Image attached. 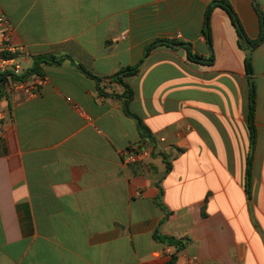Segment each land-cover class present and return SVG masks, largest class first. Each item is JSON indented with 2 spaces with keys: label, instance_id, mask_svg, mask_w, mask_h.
<instances>
[{
  "label": "crops",
  "instance_id": "obj_1",
  "mask_svg": "<svg viewBox=\"0 0 264 264\" xmlns=\"http://www.w3.org/2000/svg\"><path fill=\"white\" fill-rule=\"evenodd\" d=\"M218 0H0L11 43L40 63L32 97L0 99V264H264V39L238 46ZM248 40L260 35L264 0H224ZM256 6V7H255ZM190 44L211 65L188 60ZM249 54L256 139L247 126ZM22 64L24 67H22ZM140 64L123 81L112 77ZM131 145L148 152L123 164ZM181 242L182 248L155 239Z\"/></svg>",
  "mask_w": 264,
  "mask_h": 264
},
{
  "label": "trees",
  "instance_id": "obj_2",
  "mask_svg": "<svg viewBox=\"0 0 264 264\" xmlns=\"http://www.w3.org/2000/svg\"><path fill=\"white\" fill-rule=\"evenodd\" d=\"M254 1L255 0H253V2ZM214 7L221 8L229 16L231 24L233 25V27L236 31V35L238 38V46L240 48H246L249 52H251L260 45V43L264 39V22L262 19V15L259 14L260 19H261V26H260V35H259L258 39L255 41L248 40L245 37L243 29H242V27L239 23V20L235 14L233 8L231 7V5L227 1L218 0V1H212L211 4H209L207 6L205 13H204L203 33L205 36V40L209 46L211 45V33H210L209 23H210L211 11ZM157 46H166V47H170V48L183 47L186 50L187 58L189 61L194 62V63H200L203 65H211L213 62L212 58L204 59V58H201V57L195 55L192 52L190 44H185V43H181V42H177V41H166V40H158V41H155V42L149 44L145 49V54H144L143 59L145 57H147V55L150 53V51L153 50L154 48H156ZM62 61H63L62 59H56L55 57H53L51 55H44V56L35 57V58H33L32 67L29 70H27L25 73H23L22 76H18L16 78L24 79V78L28 77V75H31L34 73L35 74L39 73L38 67H39L40 63L59 64ZM139 67H140V64H138L134 67H126L124 69H121L119 72H117L112 77V79L115 82L122 85V87L124 89L123 94L120 96L124 101L123 102V113L126 116L133 118L136 121L137 128H138L139 132L143 133V132H145V128L142 126L141 121L139 120V118L137 116L132 114L128 109V104L133 98V92H132L131 88L127 84H125L123 81L125 78L135 76L139 71ZM244 68H245V74L247 77V84H248L247 126H248L249 139H250V153L247 157L246 170H245L246 185L248 187L249 183H250V177H251L252 152L254 149L255 139H256V129H255V121H254L255 104H256V87H255V83L253 80V70H252L251 58H250L249 54H247L245 59H244ZM13 77H14L13 74L10 72L0 74V99H1V96L3 94L2 90L4 88L5 82L7 81L8 78H13ZM154 237L157 241L167 243L169 245H171V244L177 245L178 250L182 248V244L179 241H176V240H173L170 238H166V237H162V236H159L158 234H155ZM175 263H176V256L172 255L166 264H175Z\"/></svg>",
  "mask_w": 264,
  "mask_h": 264
},
{
  "label": "built area",
  "instance_id": "obj_3",
  "mask_svg": "<svg viewBox=\"0 0 264 264\" xmlns=\"http://www.w3.org/2000/svg\"><path fill=\"white\" fill-rule=\"evenodd\" d=\"M11 26L5 16L0 14V74L10 72L13 78H8L4 84L8 93H22L26 97H32L44 86L46 79L43 75L34 73L24 79L16 78L22 76L19 59L26 56L23 49L11 43ZM12 68V71L9 69ZM21 73V74H20ZM2 114L0 113V119ZM121 162L125 165L143 162L148 158V152L138 145H131L120 153Z\"/></svg>",
  "mask_w": 264,
  "mask_h": 264
},
{
  "label": "rangeland",
  "instance_id": "obj_4",
  "mask_svg": "<svg viewBox=\"0 0 264 264\" xmlns=\"http://www.w3.org/2000/svg\"><path fill=\"white\" fill-rule=\"evenodd\" d=\"M22 67H24V65L22 64ZM20 72H23V70L21 69V71ZM21 74V73H20ZM4 90H5V87H4Z\"/></svg>",
  "mask_w": 264,
  "mask_h": 264
},
{
  "label": "water",
  "instance_id": "obj_5",
  "mask_svg": "<svg viewBox=\"0 0 264 264\" xmlns=\"http://www.w3.org/2000/svg\"><path fill=\"white\" fill-rule=\"evenodd\" d=\"M12 70H13L12 68L9 69V71H12Z\"/></svg>",
  "mask_w": 264,
  "mask_h": 264
}]
</instances>
